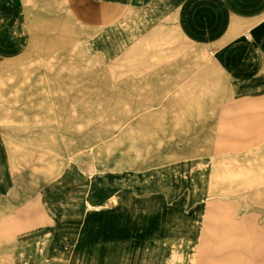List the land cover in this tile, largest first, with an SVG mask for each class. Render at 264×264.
Segmentation results:
<instances>
[{
	"label": "crops",
	"instance_id": "1",
	"mask_svg": "<svg viewBox=\"0 0 264 264\" xmlns=\"http://www.w3.org/2000/svg\"><path fill=\"white\" fill-rule=\"evenodd\" d=\"M77 28L85 63L99 61L84 68L91 81L100 79L101 95L89 106H123V95H105L111 73V90H131L133 112L156 108L143 121L162 119L164 137L188 138V124L214 120L203 118L205 106L220 113L264 104V0H0V264H192L200 214L169 210L202 207L209 190L198 169L183 177V163L180 171L136 175L158 192L140 212H127L92 210L106 191L93 195L75 168L38 161L44 139L58 147L54 140L90 137L76 134L58 110L75 98ZM154 207L161 211H145ZM215 212L205 216L202 245L214 237ZM229 238L222 240L236 251L223 262L210 255L211 264H239L251 251L245 238Z\"/></svg>",
	"mask_w": 264,
	"mask_h": 264
},
{
	"label": "rangeland",
	"instance_id": "2",
	"mask_svg": "<svg viewBox=\"0 0 264 264\" xmlns=\"http://www.w3.org/2000/svg\"><path fill=\"white\" fill-rule=\"evenodd\" d=\"M76 43L75 98L70 105L58 110L61 120L73 122L76 134L85 130V135L90 137L54 140V143H59L58 147L47 145L53 142L44 139V154L37 156L39 163L45 167L53 164H65V168L71 166L81 178L90 181L93 195L106 191L103 202L98 204L93 201L88 205L92 210H111L115 206H121L127 212H140L143 209L140 204L153 203L158 192L147 189L146 182L140 181L136 175L151 169L156 172L162 168L167 170L174 165H178L180 171L183 163L190 164L183 166L187 170L183 169L182 176H188L191 170L198 169L199 174L202 172L200 175H206L201 178L209 193L200 208L184 202L180 207L171 208L169 212L200 214L194 229L195 243L189 257L192 264H197L199 250L200 264H211L210 255L216 257L219 254L221 262L227 260L228 254L236 251L233 248L229 250V245L222 240L230 239L229 237L245 238L251 244V251L240 254L239 264H263L264 104L248 102L222 109L220 113L217 108L205 106L203 115H200L204 119H214L212 122H198L196 131L197 125L192 128L188 124V138H166L162 119L161 124L143 121L156 108L140 107V110L135 108L133 112L130 106L131 90H111L116 81L114 74L104 76L105 86L109 88L105 95H123V106L116 102L107 106H89L90 103L97 102L95 100L101 95L100 79L95 82L96 76H92L91 81L84 75V68L99 65V61L92 60L90 64L88 57V64L85 63L86 51L78 28ZM123 77L130 78L131 75L125 74ZM86 81L92 82L94 90L85 91ZM146 93L145 90L140 91L141 95ZM49 109L57 111V108ZM116 119L120 122H116ZM133 128L137 130L134 133ZM60 173L62 178L67 177V170ZM172 204L174 203L167 204V208L172 207ZM210 210H216L212 214L214 237H209L208 243L204 241L205 250L200 236L205 216L209 215ZM221 210H230L233 214H222ZM145 211L161 210L154 207ZM217 235L220 237L219 242L214 239ZM202 252L206 257H202Z\"/></svg>",
	"mask_w": 264,
	"mask_h": 264
}]
</instances>
